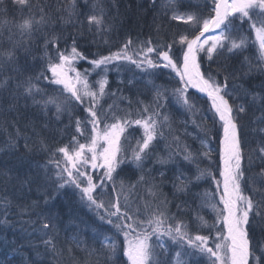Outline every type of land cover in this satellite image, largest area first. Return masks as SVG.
I'll return each mask as SVG.
<instances>
[{
	"label": "snow or ice",
	"instance_id": "6c2138e0",
	"mask_svg": "<svg viewBox=\"0 0 264 264\" xmlns=\"http://www.w3.org/2000/svg\"><path fill=\"white\" fill-rule=\"evenodd\" d=\"M150 3L0 0V264H264V0Z\"/></svg>",
	"mask_w": 264,
	"mask_h": 264
},
{
	"label": "trees",
	"instance_id": "16d2710c",
	"mask_svg": "<svg viewBox=\"0 0 264 264\" xmlns=\"http://www.w3.org/2000/svg\"><path fill=\"white\" fill-rule=\"evenodd\" d=\"M66 2H70V0H61V3H66ZM192 2L193 4H199V3H203V0H192ZM104 6L106 10H110L112 15L116 14L117 9L119 10V12L122 14L120 16V19L125 22L126 29L128 25L131 26V35L133 36V39H135L137 36H139L140 39H144L145 35L150 32V26H151L152 17H153L150 0H104ZM245 27L247 26L245 25ZM69 31L74 32L75 30L69 29ZM105 38L107 39L108 37H105ZM113 38L118 39V37H113ZM96 50H97L96 48L92 49L93 52H95ZM84 67H88V65H85ZM256 74L258 75L259 73H256ZM131 75L132 74L129 72L126 75L118 77L113 72L110 75V81L112 82L113 89H115L118 86L116 84L117 80L119 79L127 80L131 78ZM120 87L123 89L122 85ZM123 95L131 96L132 93L128 92L127 90H123ZM109 103H111V101H109ZM205 104H206V101L204 99H201L200 107H203ZM124 106H125L124 104H121V107H124ZM181 119H183V117ZM191 119H197V117L192 116ZM197 122L199 121L197 120ZM173 127L175 128L176 125H174ZM180 131L182 132L183 129L181 128ZM187 131L190 133L193 131L191 124L188 127ZM175 134L180 135V132H176ZM213 135H215V133H213ZM136 136L138 137L139 133H136ZM5 139H6L5 132L3 131V129H0V162L11 166V164H14L17 162V159L11 155L4 156L2 154V151L4 149L3 141ZM66 142L67 141H65V143ZM84 142H85L84 140H81V143H84ZM188 142L190 143L191 141L189 140ZM58 146H62V145L58 143ZM163 147H164V144L162 143L161 145L158 146V150L162 149ZM212 148H213L212 159L213 161H215L218 155V153L216 152L215 141L212 142ZM211 170L215 172V168H212ZM146 187L147 186L142 187L139 191L137 189H130L129 192L126 193L128 195L129 202L132 204L133 207H139L143 203L144 200L150 199V196L144 190V188ZM204 189L211 193L212 191L211 184H205ZM168 191H169V188H164L165 193H167ZM138 196L141 199H138ZM33 199H35V197H33ZM2 204L3 202L0 201V211H2ZM172 211L174 212L175 209L173 208ZM80 215L84 216L86 219L88 218V216L86 215V210L81 211ZM201 215H203L209 222H211L214 214L211 213L210 210L206 209L201 212ZM140 218L143 219L144 217L141 216ZM0 219H2V217H0ZM100 230L103 232L105 236H110L112 234L111 231L108 230L107 226H105L104 228ZM71 234L72 233H69V235ZM203 234H207V232H204ZM5 238H6V234L4 232H0V241L4 240ZM8 238L10 239L11 237L9 236ZM87 239L90 243L91 248L99 247V244H97L96 241L93 239L91 233L87 235ZM178 250L179 249H174V251H178ZM4 251H6V249L0 246V254H2ZM72 256L75 257V261L70 260L66 254L62 256L60 258L61 264H76V262H82L85 259H88L89 261H93L95 262V264H104L103 256L99 257V259L97 260L96 257H86V254L76 249H73ZM173 259H175L174 255H173ZM115 261H116V264H127L126 256L118 255V257L115 258ZM205 261H206V258H205Z\"/></svg>",
	"mask_w": 264,
	"mask_h": 264
},
{
	"label": "rangeland",
	"instance_id": "374dc122",
	"mask_svg": "<svg viewBox=\"0 0 264 264\" xmlns=\"http://www.w3.org/2000/svg\"><path fill=\"white\" fill-rule=\"evenodd\" d=\"M85 66V65H84Z\"/></svg>",
	"mask_w": 264,
	"mask_h": 264
}]
</instances>
